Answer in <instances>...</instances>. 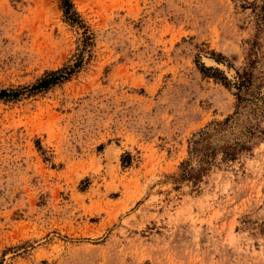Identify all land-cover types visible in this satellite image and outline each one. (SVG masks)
I'll list each match as a JSON object with an SVG mask.
<instances>
[{"label":"rangeland","instance_id":"obj_1","mask_svg":"<svg viewBox=\"0 0 264 264\" xmlns=\"http://www.w3.org/2000/svg\"><path fill=\"white\" fill-rule=\"evenodd\" d=\"M72 3L0 0V89L80 62L0 99V264H264V0Z\"/></svg>","mask_w":264,"mask_h":264},{"label":"trees","instance_id":"obj_2","mask_svg":"<svg viewBox=\"0 0 264 264\" xmlns=\"http://www.w3.org/2000/svg\"><path fill=\"white\" fill-rule=\"evenodd\" d=\"M60 1V7L63 11V14L65 18L72 24L80 23V17L76 10L74 9L72 0H59ZM262 14L260 16L261 21H264V6L261 7ZM80 66V62H75L72 66H64L62 68L56 69V70H50L43 74V76L39 77L32 85L28 86H22L20 88H2L0 89V99L11 101L18 99L21 95H27L31 96L36 93L45 91L52 86H55L56 84L62 83L70 78V76L75 72L76 68ZM238 89L241 90L242 88H246L249 86L251 81V75L247 71H243L241 74H238ZM243 98L241 96H238V101H241ZM229 118H227L223 124H225ZM218 125H221L222 123H217ZM203 134V133H202ZM200 134V138L204 139V137ZM222 152L226 157L234 158L235 157V150L236 146L233 145H226L222 146ZM241 148H245L244 145L241 146ZM206 150H201L200 148L198 151H200V156H206L204 159L208 157V153H206ZM203 159V158H202ZM207 162V160H206ZM202 170V169H201ZM194 170L191 167H187L184 165L181 177L185 179H196L197 176L195 173H193Z\"/></svg>","mask_w":264,"mask_h":264}]
</instances>
